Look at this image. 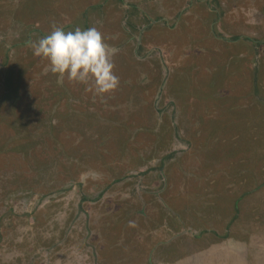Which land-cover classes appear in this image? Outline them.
Here are the masks:
<instances>
[{
  "label": "rangeland",
  "instance_id": "1",
  "mask_svg": "<svg viewBox=\"0 0 264 264\" xmlns=\"http://www.w3.org/2000/svg\"><path fill=\"white\" fill-rule=\"evenodd\" d=\"M0 12V66L4 51L14 66L34 58L28 42L53 24L96 27L120 79L101 97L42 58L4 104L30 110L14 132L62 151L33 184L0 169V264H202L210 247L218 264H264V0H0ZM218 157L253 165L201 184Z\"/></svg>",
  "mask_w": 264,
  "mask_h": 264
},
{
  "label": "trees",
  "instance_id": "2",
  "mask_svg": "<svg viewBox=\"0 0 264 264\" xmlns=\"http://www.w3.org/2000/svg\"><path fill=\"white\" fill-rule=\"evenodd\" d=\"M32 56L34 58H32L30 56L25 58L24 56H22L27 61H25L24 63H19L17 60H15L13 63H16V65L14 66L11 64L12 61H11V59L9 60L8 54L4 51V60L1 62L0 67H2V68L0 69V75L5 71V68L9 65L13 69L9 70V75H8V73L3 75V77H5V75H6V77L4 78L5 82H6L4 88L9 89V92H5L0 96V108L1 109L5 108V111H6V106L4 107V104H7L8 106H12L14 103L13 99H20L21 98V94H20L21 88H24L26 85L28 86L26 75H28L29 71H31V70L34 71V69H36L40 66L38 63L39 62L41 63L42 57H36L35 55H32ZM36 62H37V64H36ZM41 71H43V69ZM50 74L51 73H48V74L47 73H45V74L41 73L40 74L41 77L45 75L44 76L45 80H43L42 82H39V83L36 82V84H38L41 87V89L45 90L44 87L47 86L46 80H48L47 78L49 76H51ZM56 85H58V84H56ZM11 89H13L12 93H11ZM20 107H21V109L18 111V119L16 118V116H14L15 112L13 109L11 110V108H9L5 114L0 113V169H4V168L12 169L11 178L14 177L16 179V181H22L25 184L27 182L29 184H33L35 182L34 176H36V173H38L40 175L42 166L43 165L46 166L48 164L47 161L50 157L49 153L53 155L54 153L57 152V150H58V152L62 151V148H61V145L57 141L52 142V144L49 141V143H48L50 145V147H49L48 145H46L48 140L44 141L45 143L42 147H38V144H35L32 136L31 137L24 136L21 134L20 131L14 132L16 127H17V125H16L17 120L21 121L23 118L28 116L30 113L29 112L30 110L23 109V106H20ZM36 116H38V115L36 114ZM80 116H82V113L80 114ZM261 119H263V118H261ZM212 136H211V134H210V136H205L204 131H203L202 136L200 134V136H198V137H200L201 139H204L205 140L204 142L207 143V141H208V143H209L210 138ZM45 146H46V149L48 152L44 149ZM91 148L94 149V151H92V152L100 151L95 146H92ZM39 149H43L42 150V156H38L39 153H36V151ZM212 160L210 162V165H205L202 168V171L204 170V174L206 176H212L213 179L211 180L212 177L210 179H208V177H203V182L201 184H203L206 181L214 182V179H216V184H218V182H220V181L224 182L227 179V176H223V175H226L228 173L234 174L235 172H238L237 169H239L241 166H247L249 168V167H252V165H253V163L250 165V163H246L245 159H242V162H245V163L240 165L237 169H235L232 165L227 166L228 161L224 160L223 158H220V157L216 158L218 163L212 162ZM255 161H259V165H261L264 162V157L259 159V160H255ZM255 163H258V162H255ZM207 168H210V169H207ZM218 168L222 169L223 173L220 174V172H219V174H217V175L213 174V171L216 169L218 170ZM223 170H225V171H223ZM247 175L249 176V178H252V176L250 174H247ZM263 185H264V182L261 184V186L259 188H262ZM206 186L207 185L200 186V189H199V187L195 188V190H197V193L199 191V193L197 195H195L197 198H199V196H201L202 193H204L205 191L208 192V188H206ZM217 190H219V189H217ZM247 194H249V191L247 192ZM217 195H218V193L215 194V196H217ZM238 196H239V194L237 195V197ZM203 197L204 196H201L200 201H205V198H203ZM241 198H243V195L238 197L234 202L236 212H238L240 210L239 204L241 202ZM215 206H216V208L218 207L220 209L224 205L223 204H215ZM224 208H226V207L224 206ZM259 216L262 217L263 216L262 213H258L257 217H259ZM35 219L37 220L38 217L35 216ZM0 225H1V223H0Z\"/></svg>",
  "mask_w": 264,
  "mask_h": 264
},
{
  "label": "clouds",
  "instance_id": "3",
  "mask_svg": "<svg viewBox=\"0 0 264 264\" xmlns=\"http://www.w3.org/2000/svg\"><path fill=\"white\" fill-rule=\"evenodd\" d=\"M36 57L49 62L52 74L73 84H83L86 90L105 97L118 89L119 77L115 74L109 46L96 28H76L65 31L52 25L49 34L37 41H29Z\"/></svg>",
  "mask_w": 264,
  "mask_h": 264
},
{
  "label": "crops",
  "instance_id": "4",
  "mask_svg": "<svg viewBox=\"0 0 264 264\" xmlns=\"http://www.w3.org/2000/svg\"><path fill=\"white\" fill-rule=\"evenodd\" d=\"M173 227L176 228L175 224H173ZM206 251H207V253L205 254V258L201 259L202 260V264H218L217 263V259L220 258L221 256H223V253L221 251H219L218 248L214 249V248L210 247V248H206ZM228 255L230 256L231 253H229ZM180 262H181V260H176L174 262H164V263L165 264H175V263L176 264H181ZM186 264H192V263H186ZM235 264H237V263L235 262Z\"/></svg>",
  "mask_w": 264,
  "mask_h": 264
},
{
  "label": "flooded vegetation",
  "instance_id": "5",
  "mask_svg": "<svg viewBox=\"0 0 264 264\" xmlns=\"http://www.w3.org/2000/svg\"><path fill=\"white\" fill-rule=\"evenodd\" d=\"M225 42V41H224ZM166 188H167V186H166ZM193 188V187H192ZM191 188V189H192ZM219 191H221V190H217V192H219ZM165 201V200H164ZM160 217L162 218V216L160 215ZM175 224V223H174ZM177 237V236H176ZM178 242L179 241H177L176 242V240H174V241H172V243H170V244H168V247H166V250H167V254H164L163 253V256H165V257H167V256H169V255H171V254H175V255H177V252H178V249H177V245H178ZM168 251H169V253H168ZM149 262H150V260H149ZM151 264H153L152 262H150Z\"/></svg>",
  "mask_w": 264,
  "mask_h": 264
}]
</instances>
